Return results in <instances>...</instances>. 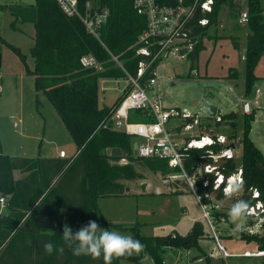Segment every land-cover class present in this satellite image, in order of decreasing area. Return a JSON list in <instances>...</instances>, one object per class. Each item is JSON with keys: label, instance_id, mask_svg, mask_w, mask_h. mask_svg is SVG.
<instances>
[{"label": "trees", "instance_id": "trees-1", "mask_svg": "<svg viewBox=\"0 0 264 264\" xmlns=\"http://www.w3.org/2000/svg\"><path fill=\"white\" fill-rule=\"evenodd\" d=\"M83 6L87 0H78ZM93 4L108 9V16L101 27V40L113 52L124 51V66L133 72L138 57L128 47L136 40L145 28L146 19L138 14L131 0H91ZM173 4L176 0H161ZM190 0H184L189 2ZM263 0H247V26L250 32L246 38L244 57L243 94L248 95L256 80L254 68L264 54V6ZM235 0H213L212 11L201 13L197 10L193 23V33L198 32L197 43L186 55L191 66H197L201 51L205 48L203 38L207 36L209 25H216L221 5H234ZM14 19L31 23L34 28V43L30 47L33 68L25 63V55L17 47L0 40L13 49L25 64L27 74L33 76L36 91H43L55 108L74 144L75 153L69 157L39 158L13 157L0 153V197L7 201V213L0 216V249L5 244L22 242L23 253L18 261L27 259L28 264H104L102 256L93 259L87 255L74 256L62 238L64 224L74 231L89 220H96L101 227L131 235L143 245V250L132 256L114 258L112 264H137L147 255L154 264H161L167 247L177 249H200L199 239L205 236L203 225L194 221L186 234L168 233L162 235H142L139 223L125 226L109 223L102 216L97 204L99 195H119V185L113 178L135 177L129 161L141 160L155 172L165 173L169 170L166 160L154 157H138L132 153V140L124 132L99 126L117 105V97L112 105H98L99 80L103 76H121L118 68L109 67L101 72L83 68L79 57L90 52L100 61L108 56L101 43L85 32L84 26L77 17L65 16L54 0H34L25 5L9 6ZM207 17L205 26L195 25L199 17ZM237 48V42L232 39ZM110 66L111 62H105ZM255 110L250 114L230 111L222 114V120L228 123L231 132L228 137H238L241 143V164L244 191L256 187L264 205V155L249 137L251 122ZM140 110H132L131 118L141 117ZM238 121H234L237 120ZM222 122H216L218 126ZM239 130V131H238ZM238 131V132H237ZM119 147L121 156H113L107 151ZM124 157L128 162L122 165L109 164L108 160H119ZM227 171L234 164L226 162ZM13 169L27 174L14 180ZM62 183V186L60 184ZM247 198L246 195L243 196ZM228 217L227 213H223ZM246 224L247 221H243ZM251 222V221H249ZM27 228L24 232L21 229ZM241 228L240 238L253 241L256 250L264 251L263 232L249 234ZM20 238L18 240L17 238ZM51 241L54 252H44V244ZM210 262V257L206 256ZM260 264H264V255Z\"/></svg>", "mask_w": 264, "mask_h": 264}, {"label": "rangeland", "instance_id": "rangeland-1", "mask_svg": "<svg viewBox=\"0 0 264 264\" xmlns=\"http://www.w3.org/2000/svg\"><path fill=\"white\" fill-rule=\"evenodd\" d=\"M34 0H0V36L9 44L17 47L25 55V63L31 69L33 58L30 55V47L34 43L33 25L14 19L10 14L9 6L25 5L33 3ZM264 6V0L262 1ZM217 24L209 25L208 34L203 38L205 48L201 51L197 66H191L189 61L183 57L180 60H166L161 67L162 74L168 77L165 81L162 103L166 106H178L189 112L198 113L203 100H211L218 106L219 112L240 111L238 98L240 96L241 80L234 79L237 85L233 86V92L228 89L231 82L221 75L227 72L229 65L235 62L239 69V75H243V67L240 65L241 54L236 58L233 54L232 39L238 43H245L244 31L250 32L247 26V0H236L234 5L223 4L218 12ZM222 35V34H224ZM234 33L238 37H233ZM228 34V35H227ZM240 36V37H239ZM228 38L231 41L215 43L213 40ZM230 43V44H229ZM231 45V46H230ZM239 52V51H238ZM1 66H0V153L8 155L30 156V157H52L63 149L67 155L74 152V142L65 128L61 118L47 99L43 91L34 88L33 76L25 71V64L17 53L0 40ZM235 59V60H234ZM239 60V61H238ZM173 83V84H172ZM108 87L102 91L99 85L98 105L110 106L115 99L121 95L119 88H114V82H106ZM240 85V88L238 87ZM232 86V85H230ZM253 91L248 93L252 96ZM264 96L260 98V108L256 109L250 137L255 145L264 155ZM238 115L241 112H236ZM234 121H238L234 120ZM219 132L230 133L228 123L220 125ZM239 131V130H238ZM237 131V132H238ZM134 142H141L138 136H132ZM126 160H108L109 164L122 165ZM133 167L135 177H116L112 179L114 184L119 185L118 190L123 193L124 183L135 187L139 178L155 181L153 184L139 182L138 190L126 195H99L97 203L106 221L119 223L125 226L139 223V232L142 235H162L171 233L175 235L186 233L192 224V218L203 224L205 234H210L208 227L204 224L200 208L194 196L188 192H169L161 183L160 172L147 168L141 160L129 161ZM15 174L18 173L14 171ZM138 179V180H137ZM164 184L168 181L162 179ZM62 186V183L60 184ZM128 191H131L129 189ZM236 201L223 204L224 211L228 217L217 225L219 241L230 255L226 258L227 264H259L261 256H243L245 250L256 251L253 241L247 242L240 238V228L236 229L229 219V210ZM5 212L6 208H2ZM246 219H244L245 221ZM207 230V231H206ZM28 231L27 228L21 229ZM210 238V237H208ZM20 240V238H17ZM200 241V239H199ZM198 241V243H199ZM209 241V240H208ZM205 249L195 248L180 249L181 251L193 250L189 253V264H210L206 256L217 257L218 251L213 241ZM22 242L14 241L10 245L5 244L0 249V264H28L27 259L18 261L19 255L23 253ZM168 251L170 247L166 248ZM166 250V251H167ZM172 252H178L177 248H171ZM175 255V253H174ZM168 255L171 264H184L185 253L178 254V258ZM201 256V258H200ZM165 257V252L163 253ZM20 258V257H19ZM21 259V258H20ZM164 259V258H163ZM165 264H168V261ZM195 261V262H194ZM145 262H149L146 255ZM194 262V263H193ZM126 263V262H123Z\"/></svg>", "mask_w": 264, "mask_h": 264}, {"label": "built area", "instance_id": "built-area-1", "mask_svg": "<svg viewBox=\"0 0 264 264\" xmlns=\"http://www.w3.org/2000/svg\"><path fill=\"white\" fill-rule=\"evenodd\" d=\"M67 17H77L87 34L95 37L107 52V58L100 61L90 52L79 57V64L96 72L109 67L122 71L121 76H103L100 78L104 90L106 82H114V88L123 83L120 101L113 106L109 117L99 126L124 132L130 136H138V157H154L164 159L169 170L163 173V179L177 184L179 189L192 194L200 208L201 216L208 227L219 255L227 258L230 255L219 241L217 225L224 221L223 206L225 202L245 200L249 204L246 216L248 222L243 230L249 234L260 235L264 222V205L256 187L249 186L238 196L225 197L227 184L240 181L243 184L241 164V143L236 138L228 137V133L219 132L222 113L217 111L212 117L198 111L189 112L178 106H166L162 103L164 83L168 77L162 74L161 67L165 61L180 60L191 51L198 41L199 33H193V23L197 10L201 13L211 12L213 0H176L167 4L161 0H131L134 10L145 17V28L136 40L128 47L138 61L133 72L124 66V51L113 53L101 40V27L108 16V9L87 0L83 6L78 0H54ZM195 25L205 26L207 17H199ZM105 62H111L106 66ZM263 91L253 90V95L242 94L238 98L241 113L250 114L260 108ZM132 110H140L141 119L131 118ZM216 122H222L218 126ZM229 125V124H228ZM233 142L235 147L227 146ZM58 155L66 157L65 151ZM234 166L227 171L226 162ZM246 195L247 198L243 196ZM7 205L6 199L0 197V207ZM251 221V222H249ZM244 256H262L263 250L244 251ZM161 264H165L163 260Z\"/></svg>", "mask_w": 264, "mask_h": 264}, {"label": "clouds", "instance_id": "clouds-1", "mask_svg": "<svg viewBox=\"0 0 264 264\" xmlns=\"http://www.w3.org/2000/svg\"><path fill=\"white\" fill-rule=\"evenodd\" d=\"M243 191L240 181L229 183L224 188L225 197L238 196ZM249 211V204L242 199L236 200L229 210V219L235 224L236 229L242 227V223ZM4 214L0 209V215ZM62 238L71 249L74 256L87 255L93 259L102 256L104 264H112L114 258L132 256L143 250V245L131 235H124L117 231L103 228L96 220H89L77 230H73L67 223L62 229ZM54 244L49 241L44 244V252L51 255L54 252Z\"/></svg>", "mask_w": 264, "mask_h": 264}, {"label": "crops", "instance_id": "crops-1", "mask_svg": "<svg viewBox=\"0 0 264 264\" xmlns=\"http://www.w3.org/2000/svg\"><path fill=\"white\" fill-rule=\"evenodd\" d=\"M236 1V0H235ZM219 20H220V18H218ZM219 27V25L218 24H216L215 25V27H214V30L216 31L217 30V28ZM248 31L246 30V31H244V33H243V37H244V39L247 37V35H248ZM222 35H224V36H226L225 35V33L224 34H222ZM228 35V34H227ZM33 36H34V28H33ZM233 37H238L235 33H234V35H232ZM240 37V36H239ZM233 40L234 41H236L237 42V48H235L233 45V48H235V51H234V49H233V54L235 53L236 54V58L239 56V53L241 54V56H240V59H241V63H240V65L243 67V75H239V69H238V67L237 66H235V62H233V64L232 65H229V67H228V70H227V72H225V73H223L222 75H221V80H223L224 81V78H226L227 80H229V82H231L230 83V85H232V86H228L229 88L228 89H230L232 92H233V89H234V87L233 86H236L237 85V83L236 82H232V81H234V79H240L241 80V83H240V85H241V88H240V85L238 86L239 88H240V96L243 94V88H244V57H245V49H246V47H245V43H246V41H245V43L243 44V43H238V41L236 40V39H234L233 38ZM224 41H231L230 39H228V38H219L218 40H213V42H214V44L215 43H218V42H224ZM230 43H232V42H230ZM229 43V44H230ZM205 45V44H204ZM231 46V45H230ZM239 51V52H238ZM238 55V56H237ZM235 60V59H234ZM239 61V60H238ZM33 68V67H32ZM31 68V69H32ZM253 73H254V76L256 77V80L254 81V83H253V87H252V90L251 91H253L255 88H259V89H261L262 91H263V95H262V97L264 96V54L263 55H261V57H260V59H259V61H258V63H257V65L255 66V68H254V71H253ZM234 78V79H233ZM173 84V83H172ZM99 85H100V87L102 86V83L100 82V80H99ZM104 86H106L105 85V83H104ZM108 88V87H107ZM107 88H105L104 90H106ZM101 90L102 91H104L102 88H101ZM239 96V97H240ZM261 97V98H262ZM209 101H211V100H209ZM212 102V101H211ZM213 103V102H212ZM113 104V103H112ZM111 104V105H112ZM214 104V103H213ZM216 105V104H215ZM239 105V104H238ZM217 106V105H216ZM263 106H264V104H263ZM99 107H102V106H100L99 105ZM217 108H218V106H217ZM263 108V112H264V107H262ZM217 111H219V109L217 110ZM228 112H230V111H228ZM235 112H240V111H235ZM227 113V112H226ZM222 114H224V113H222ZM255 114H256V109H255ZM255 114H254V118H255ZM143 116H141V117H138V118H135V119H141ZM253 121H254V119H253ZM252 123V122H251ZM251 129H252V125H251ZM251 129H250V131H251ZM130 136V135H129ZM249 137H250V132H249ZM130 138H131V140H132V150H133V144L135 143L134 141H133V139H132V136H130ZM250 139L252 140V138L250 137ZM253 141V140H252ZM254 142V141H253ZM137 143V142H136ZM255 144V143H254ZM74 148H75V144H74ZM110 149V148H109ZM107 150V151H109L110 152V150ZM60 150H63V149H59L58 150V152L60 151ZM262 152V151H261ZM75 153V149H74V152L71 154V155H73ZM65 154H66V152H65ZM71 155H67L66 154V157H69V156H71ZM121 155H122V151H121ZM120 155V156H121ZM11 156V155H10ZM13 157H30V156H19V155H12ZM61 156H59L58 155V153L57 154H54V156H52L51 158H60ZM32 158H35V157H32ZM39 158H50V157H39ZM119 160H125L126 161V159L124 158V157H121ZM14 171H17L18 173H16L15 174V172ZM159 172V171H158ZM12 173H13V178H14V180H19V179H21V178H23L26 174H27V172H21L19 169H13V171H12ZM161 173V172H160ZM160 178H161V183H163V185L166 187V190H168L169 192H185L184 190H181V189H179V187H178V185L177 184H174V183H170V182H168L167 184H164V182H162V179H163V173H161L160 174ZM138 180V179H137ZM146 182V183H148V184H153L155 181H153V180H147V179H145L144 177H142V178H139V180H138V182L135 184V187H133V189L131 188V186L130 185H128L127 184V182H125L124 183V185H125V189H124V192L123 193H121V194H119V195H126V194H133L134 193V191H137L138 190V186L139 185H141V183H139V182ZM155 184V183H154ZM129 189H131V191H128ZM98 204V203H97ZM99 207V206H98ZM2 208H4V207H2ZM1 207H0V209H2ZM5 208H6V211L4 212V214H6L7 213V206H5ZM99 209H100V207H99ZM100 212H101V210H100ZM101 214H102V212H101ZM3 215V214H2ZM1 216V215H0ZM102 216H103V214H102ZM104 217V216H103ZM104 219H105V217H104ZM106 220V219H105ZM194 221H198V220H196L195 219V217L194 218H192V224H193V222ZM108 222V221H107ZM199 222V221H198ZM110 223V222H109ZM201 223V222H200ZM192 224H191V226H192ZM202 224V223H201ZM205 224V223H204ZM244 224V222L242 223V225ZM203 225V224H202ZM191 226H190V228L188 229V231L186 232V233H188L189 231H190V229H191ZM242 228V227H241ZM240 228V229H241ZM207 231V230H206ZM172 233H177V232H172ZM185 232L183 233V234H186ZM180 234V233H179ZM219 236H220V234H219ZM208 237H210V238H208ZM210 239H212V237H211V235L210 234H205V236L204 237H202L201 239H200V241H199V245H200V247H201V250L203 249L205 252H206V250L205 249H207L208 248V245L210 246V243H209V241H210ZM209 240V241H208ZM168 248V247H167ZM171 248L172 247H170V250L168 251L167 249H165V257H163L166 261H168V264H171L170 262H169V256L168 255H171V256H173L174 255V253H175V257H173V258H178V254H181V253H185V255H187L186 257V260H184V264H189L188 263V259L190 258L189 257V253L190 252H193V250H185V251H181L180 249H177V251H179V253L178 252H172L171 251ZM167 250V251H166ZM197 250V249H196ZM225 250H226V248H225ZM227 251V250H226ZM245 251H249V250H245ZM257 251V250H256ZM228 252V251H227ZM244 252V251H243ZM242 252V253H243ZM250 252H254V251H250ZM207 253V252H206ZM219 254V253H218ZM167 256H168V259H167ZM244 256V255H243ZM263 256V255H262ZM261 256V257H262ZM217 257H221L220 255H218ZM254 257H257V256H254ZM200 258H201V256H200ZM163 259V260H164ZM145 260H146V255L139 261V263H137V264H154L153 263V261H152V259L149 257V262H145ZM224 261H225V264H227L226 263V258H224ZM195 262V261H194ZM193 262V263H194ZM123 264H129V263H123ZM174 264V263H173ZM180 264H182V263H180ZM198 264V263H197ZM206 264V263H205ZM210 264H212L211 262H210ZM260 264V263H259Z\"/></svg>", "mask_w": 264, "mask_h": 264}, {"label": "water", "instance_id": "water-1", "mask_svg": "<svg viewBox=\"0 0 264 264\" xmlns=\"http://www.w3.org/2000/svg\"><path fill=\"white\" fill-rule=\"evenodd\" d=\"M0 66H1V53H0ZM217 110H218L217 106L209 100H203L202 106L199 109V111L203 112L205 115L210 116V117L214 116ZM136 146H137V143L135 142L133 144V150H132V153L134 156H136L137 154ZM227 146H229L230 148L235 147L233 142L229 143ZM109 150H110V154L113 156L121 155V149L119 147H111ZM210 262L212 264H225L224 258L222 257L210 256Z\"/></svg>", "mask_w": 264, "mask_h": 264}, {"label": "bare ground", "instance_id": "bare-ground-1", "mask_svg": "<svg viewBox=\"0 0 264 264\" xmlns=\"http://www.w3.org/2000/svg\"><path fill=\"white\" fill-rule=\"evenodd\" d=\"M223 258V257H222Z\"/></svg>", "mask_w": 264, "mask_h": 264}]
</instances>
